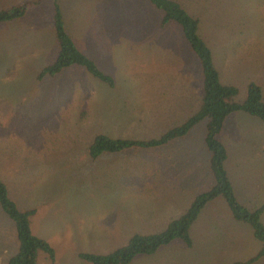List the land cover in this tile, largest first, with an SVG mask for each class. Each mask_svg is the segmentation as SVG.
Returning <instances> with one entry per match:
<instances>
[{"label":"rangeland","instance_id":"374dc122","mask_svg":"<svg viewBox=\"0 0 264 264\" xmlns=\"http://www.w3.org/2000/svg\"><path fill=\"white\" fill-rule=\"evenodd\" d=\"M30 1L0 0V8ZM175 1L199 19L198 33L211 50L220 81L238 88L234 100L246 98L251 82L260 86L264 99V0ZM57 2L76 47L114 84L77 65L37 79L58 51L55 0L29 5L18 21L0 22V178L19 208L35 210L32 231L54 250L53 261L39 251L36 264H91L80 253H109L134 233L166 226L171 211L162 203L167 199L136 194L155 182L166 150L193 152L194 194L213 184L206 120L168 144L95 159L88 153L101 133L149 139L182 123L199 106L201 66L180 25L170 21L161 27L163 13L149 0ZM224 128L227 133L219 137L234 194V186L240 188L246 208L263 206L264 224V121L234 112ZM237 138L263 140L241 147L234 144ZM217 199L201 215L213 226L204 231L211 239L199 240L194 228L198 257L188 251L192 258L185 260L172 243H186L176 238L128 264H233L250 258L261 245L251 225L235 219L223 198ZM17 245L14 223L0 207V264H7ZM250 264H264V257Z\"/></svg>","mask_w":264,"mask_h":264},{"label":"trees","instance_id":"16d2710c","mask_svg":"<svg viewBox=\"0 0 264 264\" xmlns=\"http://www.w3.org/2000/svg\"><path fill=\"white\" fill-rule=\"evenodd\" d=\"M39 1L31 0L28 3L0 8V22L21 18L29 5L37 4ZM149 1L163 13L160 26L164 27L170 21L178 23L190 48L199 59L202 74L200 104L182 123L168 128L157 138H113L101 133L93 138L88 147V153L92 159H95L106 152H120L128 148L156 147L166 144L174 138L183 137L197 123L206 120L204 142L209 152V167L213 175V184L197 194L186 211L169 221L163 230L150 234L134 233L125 244L109 253H80L79 256L91 264H128L136 256L152 254L176 238L190 244L189 227L201 208L210 200L222 196L234 218L249 223L254 237L261 243V247L254 257L247 261L233 263L250 264L264 256V224L260 218L263 208L249 209L238 201L224 167L227 158L226 149L218 135L226 117L234 112H245L264 121V99L261 88L251 82L247 88L246 98L241 102L235 101L238 88L220 81L211 50L198 33L199 19L190 15L175 0ZM53 26L58 48L57 55L53 62L39 70L37 79L54 76L64 68L77 65L110 86L114 84L111 76L101 71L91 58L76 47L73 38L65 29L63 15L57 0L54 3ZM0 207L13 221L18 243L16 253L8 259L7 264H36L39 251L45 253L53 261V248L45 239L32 231L31 218L35 210L19 208L1 178Z\"/></svg>","mask_w":264,"mask_h":264},{"label":"crops","instance_id":"0c3cea01","mask_svg":"<svg viewBox=\"0 0 264 264\" xmlns=\"http://www.w3.org/2000/svg\"><path fill=\"white\" fill-rule=\"evenodd\" d=\"M11 21H18V19L11 20ZM5 22H8V21H5ZM224 84H226V83H224ZM201 94H202V92H201ZM200 100H201V98H200ZM224 123H225V121H224ZM220 132H222L223 136L227 133L226 129L224 128V124H223V127H222ZM186 135H184L183 137H185ZM183 137H179V138H183ZM218 138L220 139L219 135H218ZM174 139L176 140L177 138H174ZM174 139H172L171 141H174ZM253 140L254 141H261L263 139L262 138H258V139L251 138L247 142H242L240 138H237V139L234 140V144L235 145H239V143H240V146L242 147L245 144L252 142ZM171 141H169L168 143H171ZM221 142L223 143L222 140H221ZM168 143H166V144H168ZM223 145H224V143H223ZM224 147H225V145H224ZM166 151H167L166 158H164L163 161H162V165H161L162 167L159 170L160 172L159 173L157 172V179H155V182L152 183L149 186V188L147 187V189L145 191H141V192L136 193V194H140L139 195L140 198H152L154 200H159L161 198L162 199H164V198L167 199L164 203H162L164 205H167L168 211H171V212H169V216H168V220H167L168 222L166 223V225H167L169 223V221L179 217L181 212L185 209L186 205L188 204V206H189L191 201L194 199V197L197 194L201 193L202 191L198 192L197 194H194V192H192L193 186H192L190 180H194V179L197 178L196 176L198 174V171L193 169V167H192L193 162L195 160L193 158V152H191V149L190 148H184V149H182L179 152H174L173 150H166ZM226 159L228 160V158H226ZM169 168H172V170H169ZM226 172H227V175H228V177L230 179V182H231L230 173H229L228 170ZM188 183L190 185H188ZM234 189H235V192H236V197L239 199V202H240L239 193H240L241 190H240V188L237 189L235 186H234ZM188 191H189V194H188ZM217 198L218 197H216V198L210 200L209 202H207L201 208V210L198 213L197 217L195 218V220L190 225V227H189L190 244H186V247H185L184 245H182V243H180V241H176V242L172 243V244L175 243L176 244L175 246L178 249H180V251H181L180 255L185 257V260L191 259L192 258L191 256H193L195 258L199 256V252L196 250V245L197 244L194 243V236H193V235H196V231H194V228L196 226L198 227L197 229L199 230L198 234H201L199 240H204V239L205 240H209V239H211L212 235L209 234V233L204 234V231H206V230L209 231V229L211 227H213V226H212V224L209 221H205V220L201 219V215H202V211L204 210V208L208 204H211V203L215 202L216 200H218ZM222 200H223V202H226L224 198ZM182 203H184V206H181ZM260 207L263 208V206H260ZM206 225L210 226V228L206 227ZM138 233L144 234V232H138ZM172 244H170V245L172 247H174V245H172ZM260 247H261V245H260ZM17 248H18V245H17ZM259 249L260 248H258L257 252L254 255H252L250 258H248L247 260H249L252 257H254L258 253ZM158 251H160V250H158ZM188 251L189 252H193V254L190 257L188 255H186V254H188L187 253ZM263 257L264 256H261L258 259L263 258ZM247 260H243V261H247ZM257 260H255V261H257ZM255 261H253V262H255ZM253 262H251V263H253Z\"/></svg>","mask_w":264,"mask_h":264}]
</instances>
